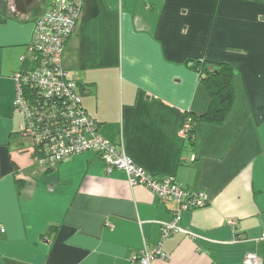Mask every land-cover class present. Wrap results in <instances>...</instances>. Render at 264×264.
<instances>
[{"label":"crops","instance_id":"crops-1","mask_svg":"<svg viewBox=\"0 0 264 264\" xmlns=\"http://www.w3.org/2000/svg\"><path fill=\"white\" fill-rule=\"evenodd\" d=\"M54 1L14 12L0 0V264H131L159 244L165 258L152 264H244L249 253L264 264V0H84L63 66L100 133L147 172L209 197L165 239L175 203L109 172L99 154L52 168L32 158L14 74L32 68L34 21ZM189 59L234 71L230 111L195 122L193 144L182 124L212 98Z\"/></svg>","mask_w":264,"mask_h":264},{"label":"built area","instance_id":"built-area-1","mask_svg":"<svg viewBox=\"0 0 264 264\" xmlns=\"http://www.w3.org/2000/svg\"><path fill=\"white\" fill-rule=\"evenodd\" d=\"M83 6L84 0H55L37 16L33 40L28 46L32 68L14 74L15 111L23 116L21 133L32 141V158L38 165L52 168L74 155L95 152L105 161L109 172L122 169L132 185L147 186L164 204L175 203L172 218L161 221L162 239L185 232L181 225L183 213L205 207L209 203L207 193L183 187L174 176L147 172L126 154L123 143L117 145L100 133L98 123L83 105L79 80L63 66L66 44ZM193 128L191 119L183 122L180 136L184 141L188 142ZM0 231L5 229L0 226ZM155 257L165 258L161 244L154 248L144 245L131 264H152ZM243 263L263 264V259L249 253Z\"/></svg>","mask_w":264,"mask_h":264},{"label":"trees","instance_id":"trees-1","mask_svg":"<svg viewBox=\"0 0 264 264\" xmlns=\"http://www.w3.org/2000/svg\"><path fill=\"white\" fill-rule=\"evenodd\" d=\"M186 63L196 68L202 76H206L212 98L207 112L190 118L194 122V127L195 122L201 119L221 123L233 103V67L227 62L214 60L189 59ZM194 130L195 128L189 134L187 142L189 144L194 143Z\"/></svg>","mask_w":264,"mask_h":264},{"label":"flooded vegetation","instance_id":"flooded-vegetation-1","mask_svg":"<svg viewBox=\"0 0 264 264\" xmlns=\"http://www.w3.org/2000/svg\"><path fill=\"white\" fill-rule=\"evenodd\" d=\"M10 2L12 3L11 5L13 6V9L15 10L14 12H16V9L20 8V6H19L20 3L23 6L25 5V7L27 4H29L28 7L32 8V9L35 8V6L37 5L36 3H38L37 0H10Z\"/></svg>","mask_w":264,"mask_h":264},{"label":"water","instance_id":"water-1","mask_svg":"<svg viewBox=\"0 0 264 264\" xmlns=\"http://www.w3.org/2000/svg\"><path fill=\"white\" fill-rule=\"evenodd\" d=\"M37 1H38V3H41L42 0H37Z\"/></svg>","mask_w":264,"mask_h":264}]
</instances>
